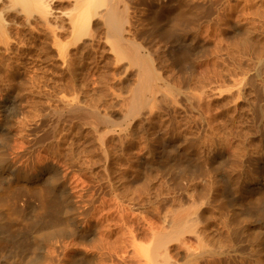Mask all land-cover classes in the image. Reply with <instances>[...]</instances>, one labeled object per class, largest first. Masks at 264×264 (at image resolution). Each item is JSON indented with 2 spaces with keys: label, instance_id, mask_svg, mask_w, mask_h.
<instances>
[{
  "label": "rangeland",
  "instance_id": "rangeland-1",
  "mask_svg": "<svg viewBox=\"0 0 264 264\" xmlns=\"http://www.w3.org/2000/svg\"><path fill=\"white\" fill-rule=\"evenodd\" d=\"M74 1L46 0V7H32L30 12H26L22 5L12 0H0L4 30V35L0 30V100L10 89L21 94V114H14L8 126L14 131L15 128L20 130L21 126L32 129V134L24 141L25 145L17 134L14 143L11 141L13 145L0 139V153L3 154H0V161L6 156L18 168L31 169L30 172L36 168V163L37 166L50 163L55 168L58 166L55 171L60 177L66 170L64 164L51 161L44 150L47 152L45 148H49L53 140L61 149H67L73 143L81 165L66 183L69 187L75 180L80 189L83 184L87 185L85 183L104 186L101 177L105 172L97 163L101 158L99 149H96L98 143H94L91 155L86 153L90 149L89 136L93 134L89 135L86 127H72L71 130L66 123H61L56 127L53 139L50 136L47 142L42 140L47 138L45 130H48L50 120L49 110L60 106L57 98L63 95L59 93L65 87L62 84L74 79L84 90L81 91V99L88 108L95 109L100 115L113 109L118 113L115 116L117 121H121V114L125 111L123 106L122 109L120 107L121 100L128 97V91L137 84L139 76L137 66L113 49L112 38L101 26L97 9L96 12H87L85 17L88 19H84L86 31L78 33L79 29L72 24L76 14L72 8ZM121 1L118 7L126 8L127 16L122 38L126 39L125 43L132 42L140 47L141 55L155 75L154 82L159 84L161 81L162 94L141 109L140 115L128 118L119 133L126 134L125 139L136 140L139 153L152 151L149 158L155 153L170 156L173 164H170L167 176L154 173V179L148 177L146 181H156L171 190V194L180 189L190 191L193 187L208 193L217 190L219 185L220 194L216 192L220 198L216 202L220 200L219 203L206 196L207 201L203 205L208 213L206 215H209L208 220L205 217V222L211 220L207 224L214 225L210 227L211 232L222 228L215 230L207 238L208 241H203L204 245L224 246L225 252L222 257L216 258L218 261L215 264H264V220L260 216L264 212V0ZM191 98L192 101L189 100ZM6 110L7 114L12 113L11 108H6L5 114ZM4 126L8 127L7 123ZM71 131L75 133L76 146L72 142ZM130 133L134 135L130 136ZM114 134L105 136L104 141L110 146L117 142V133ZM22 151L24 158H12ZM27 156L31 158L29 163ZM115 168H111L112 172L120 175L121 170L117 173ZM112 172L110 170L111 177ZM143 179L138 181V185H142ZM2 183L0 179V186ZM22 186L15 187V192L19 193L14 202L24 217L19 221L21 224L18 223L17 228L10 232L12 242L0 247V264H34L33 260L38 258L42 259L41 264H74L72 252L58 257L52 249L54 241H47L45 237L63 223L59 219L51 224L48 218L39 220L35 217L34 211L39 210L38 200ZM247 190L257 194L255 197L246 196ZM79 193L77 191L75 195ZM92 194L94 192L89 191L78 205L68 210L83 224V210L90 201L92 211L89 218L95 221L98 229L92 243L78 246L77 252L81 257L76 261L79 264L89 261L92 264H136L132 245L138 243L139 220L132 213H126L128 211L123 207L119 208L110 196L97 195V198L101 197L97 199ZM231 195L246 197L243 202L232 204L229 202ZM221 199L227 201L230 210L237 209L240 219L246 216L247 223L241 225L233 218L232 221L236 222H231L225 210L219 208ZM208 201L210 204H207ZM224 222L227 223L226 228ZM220 224L222 226H218ZM195 229L199 231L200 225ZM104 231L111 232L104 244L106 263L101 260L100 251L92 247L96 243L95 246L99 245L106 233ZM33 240L38 243L36 246ZM64 242L66 244L67 240ZM175 243L173 245L178 246ZM21 245L25 247L18 248ZM43 247L47 248L46 252L40 250Z\"/></svg>",
  "mask_w": 264,
  "mask_h": 264
},
{
  "label": "bare ground",
  "instance_id": "bare-ground-1",
  "mask_svg": "<svg viewBox=\"0 0 264 264\" xmlns=\"http://www.w3.org/2000/svg\"><path fill=\"white\" fill-rule=\"evenodd\" d=\"M12 1L15 4L22 5L26 12H30L32 7H36V8L46 7V0H12ZM120 2L122 1L121 0H75L72 5V8L74 10V13L76 14L74 19L72 18V24L73 27L79 29L78 33L81 32L82 34V32L86 31V25L84 19H88V17L87 16L85 17V15L89 10L95 11V9H97L96 11H99L97 15H99L101 26L104 27L108 35L112 38L113 49L120 56H127L130 59L129 61H132L131 62L133 63L132 65L137 66L139 81L137 82V84H135L133 89L128 91L129 93L128 97L122 98L121 100L120 107L122 109L123 106L125 110L124 113L121 114V121H117V117L115 116H117L118 113L113 109H111L108 113L106 112L105 115H100L95 109L88 108L85 105L84 100L81 99V91H82L81 87L79 86L77 81H75L74 79H70L63 84L61 83L62 86L63 85L65 86V87L63 86L64 89L59 91V93L63 94L62 97L54 98V99L56 98L59 99L58 102L60 104L59 108L52 111H50L51 109L49 108L50 110L48 114L51 113L50 120H49V124L47 125L48 130H45L47 132L46 133L47 138L42 139L43 141L45 140L46 142H47L46 139H49L50 136L53 139L54 132L57 129L56 127H58V125L61 123H66V125H68L71 128V130H73L72 127H74L75 129H81L82 127H86V132L89 135L93 134V136H89L88 148L90 149L89 152L86 153H90L91 155L92 149L94 147V143H98L97 144L98 147L95 148L99 149L101 158L98 155V157L100 158L99 159L100 162L97 163H99L102 166L103 171L105 172L104 177H101L102 178L101 181L104 186H101V184L88 185V183L84 182L87 185L83 184V187L78 189L77 182L74 180L70 183V186L68 187L66 183L68 177L72 173L77 172L79 169V165H81L79 164L78 150L72 147L73 144L72 142H74L75 140L74 131H71L72 133L69 132L72 137V142H71L72 144L71 146L69 145L70 146L69 148L67 149L62 148L63 149L62 150L61 146L56 141L54 142L53 140L54 143L51 141L50 142L51 145L49 144L50 147L45 148L48 149L47 152L46 150L42 149L45 151L46 153L45 155H47L51 161L55 160L56 163L64 164L66 170H64L62 176L60 177H58L60 174H58L55 171L58 166L55 168L53 164L47 163L45 165L40 164V166H37L36 163L35 164L36 168H34V170L30 172L31 169H28L29 171H26V170H22L21 168H18L14 161L9 159L8 157L6 158L5 156V158L1 159L0 161V179L2 180V182H4L0 186V247L6 242L9 243L12 242V240L10 239V232L11 231L13 232L17 228L18 223H20L19 221H22V218L24 217L22 216L23 214L21 212L22 210L19 209L21 210L19 211L17 209V205L14 202L17 199L18 196L17 193H19V192H15L16 191L15 187L19 184H22L23 189L27 193H30L31 195L33 194L32 196H34V197L32 196L29 197L30 198L32 197L34 199L36 198V200H38L39 210L34 211L35 217H38L39 220H43V218H48L50 219L48 221L51 224L58 222L59 219L60 222L63 223L59 229L54 230L51 233H48L45 237L47 238V241H54L52 244L53 248L52 247L51 248L53 249L54 254H56L58 257L61 258L62 256H65L67 253L72 252L74 264H79L78 261L76 260L77 258L81 257V256L79 257L80 252H77L78 246L81 245V243L85 245L87 242L92 243V241L96 238V234L98 232L97 226L94 223L95 221L92 222L89 218V216H91L90 211H92V209L90 210L89 208V206H91L90 201H87V205L89 204V206H87L83 210L84 213L83 224H80V221L76 220L74 215H72L73 214L72 212L69 213L70 209L78 205V202L81 201L82 198L85 197L86 193H88L89 191L94 192V194H92L95 196L94 198H97L96 197L97 195H102L101 197H103L104 195L110 196L111 198L114 199V201H116V204L119 206V208L123 207V210L125 209L126 211H128V212L125 211L126 213L129 212L132 213L134 215V218L139 220L140 231L136 237L138 243L132 245V247H134L133 250L135 253L134 258H137V261H135L136 264H180L179 261L182 260L184 264L187 263L215 264V262L218 261L216 260V258L222 257V255L225 252V248L221 244L220 245L213 244L211 246L209 244L207 245L203 244V241L207 239L210 235L214 234L215 230L218 229L215 227L216 229L214 230V232L213 233L211 232L212 231L211 228L214 227V225L207 224L211 220L207 221V223L205 222V217H207L208 220L209 215L208 216L206 215L208 213H206L205 209L203 208V205H204V201L205 202L207 201L206 196H209V198H211V200H214L215 202L217 198L220 199L217 196V194H220L219 185L217 186V190H215L214 188L215 191L211 190V192L208 193L196 187H193V189L190 191H183L180 189V191L178 190L176 191V193L173 192L175 194H171V190L169 191V189H165L161 184H157L156 181L147 180L149 181L148 183L145 179L148 177L151 178L153 176L155 177V175L152 176V174L154 173L156 175L158 173L167 176V174L169 173L170 164L172 163L170 160L171 159L170 156L168 154L163 155V153L162 154L155 153L156 155L154 154L153 157L149 158L148 155H150L152 151L151 152L145 151L143 153H139L140 150L138 151L136 149V146L139 145V144L137 145V143L135 142L136 140L130 141L129 139L130 137H126L125 139L124 136L126 134L123 136L122 134L119 133L120 131H122L124 125L123 123L128 118L140 115L141 109L145 108V106H148L150 102H153L156 96L162 94L161 81L158 80L160 81L159 84L154 82L155 75L149 69L148 62L146 61V59H144V57L141 55L140 47H138L132 42L125 43L124 41L126 39L123 40L124 38H122L123 28H124V24L126 23L127 16L125 13V9H126L125 5H124L125 9H121L118 7ZM98 7H100L101 10L100 9L98 10ZM93 14L95 15L96 13L93 12ZM0 30H2L4 35L1 18H0ZM243 85L246 86L245 84ZM247 85H250V87L252 86L251 84H247ZM62 86H60V88H63ZM257 89L259 90V88ZM59 93L58 95H61ZM20 95L21 94L18 95L17 93H15L14 89H10L9 91H7L6 97L0 100V139L6 140L11 144L12 143L11 141H13L14 143V138L16 139V134H17L19 140L23 142V145H25L24 141L27 140L28 137L32 134L31 133L32 129L29 126H28L29 128L28 127L24 128L23 126L20 125L21 126L20 130L18 129L17 131V129L15 128V130L17 131L16 132L13 129L9 128L10 126H8L10 121H12L14 118V114L15 115L21 114V112H19L21 110L20 104L22 102V98L20 97ZM186 95L187 94H185V96ZM189 100L192 101V98ZM6 108L7 109L11 108L13 114L12 113L7 114V110L5 114L4 111ZM6 123L8 127L4 126V124ZM115 132L117 133L116 134L117 142L112 143V145L110 146L106 141H104L105 136H107L108 133H113V135H115L114 134ZM132 132L135 131L133 130ZM132 134L134 135V133ZM132 134L130 133V136ZM127 139H129V141ZM28 142L31 141L28 140ZM76 142H74V146H76L77 144ZM90 145L92 147H90ZM7 146L9 145L7 144ZM147 146L146 149L148 150L149 147L147 148ZM135 149L138 152H136ZM133 151L136 153H134ZM23 152L24 151L15 153L12 158L19 159L20 157H23L22 155ZM0 154L1 156H3L2 153ZM30 160L31 158L28 160L27 163H29ZM29 166H31V164H29ZM82 166H88V165L83 164ZM112 166L117 167V169L115 168L116 172L117 170H121V174L115 175L114 174L115 171L112 172L113 169ZM110 170L112 172V177L110 175ZM182 170L183 169L180 170L181 173ZM183 172H185V169ZM141 179H143V181H141V183L142 182L143 183L142 185H138V183L140 184V182L138 181ZM175 185L177 186L176 188L179 187L177 183ZM24 190L22 191L25 194ZM77 191L78 193L80 192L79 193L80 195H75ZM247 191L248 193L246 194V196L255 197V195L257 194V193L254 194L255 192L253 190H247ZM27 193L25 195H27ZM19 195H21V193ZM246 196H243V198H241L238 195L235 196L231 195L230 198L232 200L231 201L229 200V202L230 203L243 202ZM218 201L216 203H219ZM102 202L103 201H101V203ZM256 202L257 201L255 200L254 202L255 205ZM208 203L209 201L207 202V204ZM229 206L230 208L232 207L231 205ZM219 208L225 210V215L228 216L227 218H229V220L231 219V222L238 221L242 225V224H246L248 221L247 220L248 218L246 216L244 217L242 216L243 219L239 218L240 216L238 215V213H236L237 209H235L234 211H232V209L230 210L229 207L227 206V201H222L221 199ZM149 211H151V214H149ZM109 216L110 215H108V217ZM260 216L264 220V212H262ZM232 218L236 221L234 220L232 221ZM104 220L106 221V219ZM43 222L44 221H42V223ZM238 222L237 224H239ZM198 225H200V230L195 231L196 230L195 227ZM218 226H222V225L220 224ZM223 226H225L226 228L227 223L224 222ZM104 232L106 233L104 234L102 240H100L99 245L95 246L97 244L96 243L94 245L95 247L94 246L92 247L100 251L101 254L100 258L103 262L106 263L107 260L105 258L107 253L105 252L104 244L106 243L108 234L111 232L110 231L109 233L107 231ZM232 232L233 231H231V233ZM251 236L253 237V235ZM226 237L228 238V235ZM232 237L234 236H231V238ZM35 239L36 241L38 240L37 242H39L38 238ZM65 239L67 240L66 244L64 242ZM179 240L182 242H180ZM36 241L33 242L34 246L38 244L36 243ZM176 241L180 243L177 242L178 244H176L175 243ZM174 243L178 246L173 245ZM24 247L25 245L24 246L21 245L18 248L22 249ZM40 250L46 252L47 248L45 250V248L43 247ZM83 256L86 255L83 254ZM33 261L34 264H41L42 259L38 258L37 261L36 260ZM80 262L83 261L81 260ZM86 264H92V262L89 261Z\"/></svg>",
  "mask_w": 264,
  "mask_h": 264
}]
</instances>
